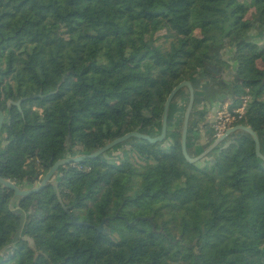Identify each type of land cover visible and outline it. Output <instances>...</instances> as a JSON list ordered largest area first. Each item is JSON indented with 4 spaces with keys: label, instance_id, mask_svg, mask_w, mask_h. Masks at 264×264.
Masks as SVG:
<instances>
[{
    "label": "trees",
    "instance_id": "1",
    "mask_svg": "<svg viewBox=\"0 0 264 264\" xmlns=\"http://www.w3.org/2000/svg\"><path fill=\"white\" fill-rule=\"evenodd\" d=\"M161 29L169 50L155 46ZM199 71L204 101L232 111L248 97L230 127L254 131L264 155V0H0V177L31 189L58 160L159 136L168 95ZM174 100L168 147L131 139L23 199L0 187V264H264L254 142L186 162Z\"/></svg>",
    "mask_w": 264,
    "mask_h": 264
},
{
    "label": "water",
    "instance_id": "2",
    "mask_svg": "<svg viewBox=\"0 0 264 264\" xmlns=\"http://www.w3.org/2000/svg\"><path fill=\"white\" fill-rule=\"evenodd\" d=\"M182 89H187L189 92L188 104L186 107L183 125H182V131H181V153H182L183 158L186 160V162L190 164H195L199 162L200 159L202 160V158L206 157L208 153H210L214 148H216L221 143H223V141L226 138L230 137L233 134H236L237 132H242L243 134H246V136L250 137L251 140L254 142L255 154L264 163V155L261 152L260 140L258 138V135L254 131H252L249 127H246L243 125H237V126L227 129L225 133L222 136L216 138L215 142L212 145H210L209 148H207L203 152V154H201L200 156L196 158H192L189 156L187 152V147H186L187 133H188L189 119L192 114L193 106L195 102V93H194V88L192 84L187 80L175 86L173 90L170 92V94L168 95L164 103V107H163V114H162V120H161V131H160L159 136L155 138H151L144 134H140L137 132H131L106 144L103 148L97 150L91 155L80 156V157H75V158H65L62 160H58L49 168V170L43 176L40 184L35 188L23 190V189H20L18 186H16L14 183L10 182L9 180L3 179L1 177H0V187L13 192V198L23 199L33 194H38L49 183H52L53 178L55 177V174L58 173L60 168H65L68 165L77 164L84 160L94 159L96 157H99L105 154L106 152L110 151L114 147L120 144H123L124 142H127L131 139L142 140V141H146L151 144L162 143L166 139V136H167V121H168V112H169L170 104L172 103L174 97ZM37 97H40V95H38ZM20 103L21 101L15 104L17 108L20 107ZM4 123H5V114L0 109V136H1Z\"/></svg>",
    "mask_w": 264,
    "mask_h": 264
},
{
    "label": "rangeland",
    "instance_id": "3",
    "mask_svg": "<svg viewBox=\"0 0 264 264\" xmlns=\"http://www.w3.org/2000/svg\"><path fill=\"white\" fill-rule=\"evenodd\" d=\"M192 36H193L192 38L195 40V39L198 38L199 34H198V32L196 31ZM153 39H154V41H155V46H160V47L163 48L164 50H169V46H170V44H171L172 42H175V40H174V36L172 35V33L169 32V31H167V30H164V29H161L158 33H156V34L154 35ZM226 55H227V56L225 57V59H226L227 62H228L229 70L227 71L226 69H223V70L220 72V74L217 76V78H218V79H221V81H224V82L228 83L229 80H230V78H231V73H232V71H233L234 64L232 63V57H231V55H230L229 53H226ZM200 74L203 75L202 71H199L198 73H196V75H195L194 77H195V78H196V77H199ZM203 76H204V75H203ZM191 79H193V78L191 77V78L188 79V80L191 81ZM201 79H202V80H205L206 82H208L207 80H210V78H206V77H204V78L201 77ZM193 80H195V79H193ZM174 99L176 100L175 103H174V105L176 106V104H179V105L181 106L180 109H179V111H178V113L180 112V110H183V109H184V115H185V111H186V107H187L188 99H189V92H188V90H187V89H182V90L180 91V93L174 97ZM247 100H248V97L243 98L242 104H241L238 108H236V109L230 111L229 108H228V104H229V102L227 101V99H225V100L222 102V109H220V111L223 112V113H227V114H229V115H233V114H236V111L240 110V108H243V113H244V109H245V105H246ZM154 102H157V101L154 100ZM215 102H216V101H215ZM177 108H178V107H177ZM173 112H174V106H173V109H172V113H173ZM184 115H183V119H182V121H181V131H182V125H183ZM214 121H215V120H214ZM177 122H178V121H177ZM189 123H190V119H189ZM233 123H235V122H233ZM233 123H232V124H233ZM213 124H214V123H213ZM189 126H190V124H188V128H189ZM212 129H213V126H212ZM242 134H243L242 132H237L236 134L231 135L230 137L226 138V139L223 141V145H226V146H227L228 144H230V143L232 142V139H234V138H239V136L242 135ZM243 135H246V134H243ZM2 139H3V136H2V134H1V136H0V147L3 146ZM215 140H216V137H215V134H214V132H213L212 137H208V139L206 140L208 143H205V145H203V147H201V148L198 150V152L196 153V156L193 157V158H196V157L200 156L201 154H203V152H204L207 148H209V146L212 145V144L215 142ZM202 141H203V142H206L205 139H203ZM198 142H199V140H198ZM169 143H170V139L167 137V138L165 139L164 144H163L162 146H163L164 148H166V147H168ZM199 144H200V142H199ZM221 144H222V143H221ZM221 144H220V145H221ZM122 152H123V148H122V146L119 147V148L117 147L116 149H114L113 152H111V155H112V156H119V157H120L121 154H122ZM75 157H76V156L71 157V158H75ZM105 159H106V158H105ZM202 159L205 160V158H202ZM111 160H112V159H111L110 157H107V161H111ZM200 162H201V159L199 160V162H197V164H198L197 166H199V167H203V166L205 165V162H206V161H204V164H203V165H202V163H200ZM59 176H60V172H58L57 174H55V177L53 178V181H52L53 184L55 183L56 180H58ZM42 178H43V177H42ZM42 178H40V179L38 180V182L35 184L34 188L37 187V186L40 184ZM23 190H26V189H23ZM9 252H10V251H9Z\"/></svg>",
    "mask_w": 264,
    "mask_h": 264
},
{
    "label": "crops",
    "instance_id": "4",
    "mask_svg": "<svg viewBox=\"0 0 264 264\" xmlns=\"http://www.w3.org/2000/svg\"><path fill=\"white\" fill-rule=\"evenodd\" d=\"M196 80L197 81L199 80L198 77H196ZM204 83L205 80L201 79L198 82L195 81L194 83L195 85L193 86L197 96H196V102H194V106H193V113L190 116L189 124L190 125L192 124L194 128L190 130L191 135L188 143V151L192 158L196 156L198 150L201 147H203L205 143H208L206 141L208 137H212L213 135L212 126L215 120V116L216 113H218L220 109H222V102L224 101L223 99L212 100L211 102L204 101L202 94L205 86ZM175 101L176 100H174V103ZM180 107L181 106L179 104H176V106L174 105V112L171 115L172 116L171 118L174 120V123H176L175 117ZM203 139H205L206 142H203L202 141ZM206 160H209V158L205 160L202 159L200 163H202L203 165L204 161Z\"/></svg>",
    "mask_w": 264,
    "mask_h": 264
},
{
    "label": "built area",
    "instance_id": "5",
    "mask_svg": "<svg viewBox=\"0 0 264 264\" xmlns=\"http://www.w3.org/2000/svg\"><path fill=\"white\" fill-rule=\"evenodd\" d=\"M242 116L243 108H240V110L236 111V114L233 115H229L221 111L216 113L215 121L213 124V132L215 134V137L218 138L222 136L227 129L231 128L230 126L232 125V123L241 119Z\"/></svg>",
    "mask_w": 264,
    "mask_h": 264
}]
</instances>
